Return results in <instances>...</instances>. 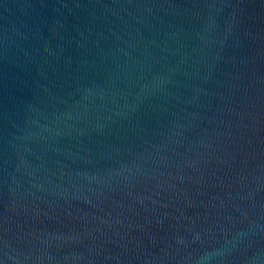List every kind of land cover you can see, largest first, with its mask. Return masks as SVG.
<instances>
[{
    "label": "water",
    "instance_id": "1",
    "mask_svg": "<svg viewBox=\"0 0 264 264\" xmlns=\"http://www.w3.org/2000/svg\"><path fill=\"white\" fill-rule=\"evenodd\" d=\"M0 264H264V0H0Z\"/></svg>",
    "mask_w": 264,
    "mask_h": 264
}]
</instances>
